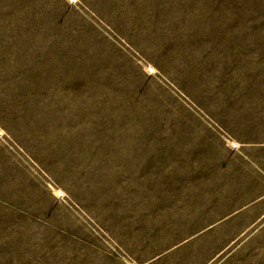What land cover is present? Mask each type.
Wrapping results in <instances>:
<instances>
[{
	"label": "rangeland",
	"instance_id": "1",
	"mask_svg": "<svg viewBox=\"0 0 264 264\" xmlns=\"http://www.w3.org/2000/svg\"><path fill=\"white\" fill-rule=\"evenodd\" d=\"M263 193L264 0H0V264H217Z\"/></svg>",
	"mask_w": 264,
	"mask_h": 264
},
{
	"label": "crops",
	"instance_id": "2",
	"mask_svg": "<svg viewBox=\"0 0 264 264\" xmlns=\"http://www.w3.org/2000/svg\"><path fill=\"white\" fill-rule=\"evenodd\" d=\"M234 207L233 212L223 218V221L233 218L232 227L228 225L233 235L229 236L231 242L225 251L231 246L234 248L217 264H228L230 260L234 264H264V193L243 204L236 203Z\"/></svg>",
	"mask_w": 264,
	"mask_h": 264
}]
</instances>
